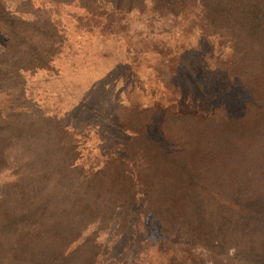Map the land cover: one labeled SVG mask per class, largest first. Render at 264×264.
<instances>
[{
	"label": "rangeland",
	"instance_id": "rangeland-1",
	"mask_svg": "<svg viewBox=\"0 0 264 264\" xmlns=\"http://www.w3.org/2000/svg\"><path fill=\"white\" fill-rule=\"evenodd\" d=\"M58 1L34 0L55 7L66 41L52 71L27 77L25 98L37 114L63 120L77 135L72 167L67 148L51 155V181L64 173L63 181H75L87 191L85 201L105 213L72 245L76 259L241 264L236 248L229 249L236 247L232 226L218 235L225 248L212 252L194 240L191 198L212 214L218 181H264V151L224 161L209 152L216 155L218 145L206 146L220 123H233L235 131L241 124L252 127L253 103L264 104V20L260 29L241 16L216 24L202 6L172 16L148 0L101 29L82 20L85 11L76 4ZM10 2L15 7L21 0ZM225 4L234 11L233 0ZM13 103L11 95H0L1 108ZM49 128L54 138L57 129L53 123ZM18 155L15 149L10 169L0 170V206L3 186L17 180ZM186 195L190 204L177 200ZM2 221L0 214V264H6ZM227 222L219 215L210 220L215 231Z\"/></svg>",
	"mask_w": 264,
	"mask_h": 264
},
{
	"label": "trees",
	"instance_id": "trees-1",
	"mask_svg": "<svg viewBox=\"0 0 264 264\" xmlns=\"http://www.w3.org/2000/svg\"><path fill=\"white\" fill-rule=\"evenodd\" d=\"M147 1L60 0L58 3L64 6L76 4L85 11L81 18L88 26L106 29L108 24L123 21L127 14ZM152 1L157 11L165 15L179 16L191 5H196L204 7L216 24L230 23L241 16L254 29L263 27L264 0L250 5L233 0L234 11L227 10L225 0ZM33 3L34 0H21L20 5L14 7L10 0H0V95L14 97L9 109L0 107V170L10 169L6 164L10 162L11 154L15 149L19 153L16 157L17 180L3 186L0 206L7 247L5 262L103 264L96 259L81 262L72 250V245L89 225L95 223L100 214H105L103 208L86 202L87 191L82 192L75 181H63L66 179L64 173L58 174L59 181H51L55 179L51 155L67 148L72 167L78 152L77 135L72 134L73 129L63 120L37 114L35 107L26 105L27 77L39 71H52L66 41V32L54 17L55 7L35 6ZM261 60L264 69V57ZM238 104L244 106L242 102ZM253 104L250 112H255L252 127L245 128L241 124L235 131L233 123H220L222 129L206 144L214 142L218 145L216 155L211 153L213 149L209 150L212 156L230 161L240 155L247 158L248 152L264 151V104ZM50 123L57 129L54 138ZM217 186L215 213H208L202 202L191 198V235L194 240L212 252L225 248L218 235L225 226H232L236 247L229 249L236 248L239 262L264 264V181H218ZM187 196H180L177 200L188 203ZM181 213H187V207L181 209ZM207 215L211 218L208 219ZM218 215L228 222L219 227L220 231H215L210 220ZM59 243L62 244L57 246ZM97 255L98 252L94 258Z\"/></svg>",
	"mask_w": 264,
	"mask_h": 264
}]
</instances>
